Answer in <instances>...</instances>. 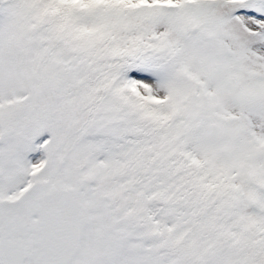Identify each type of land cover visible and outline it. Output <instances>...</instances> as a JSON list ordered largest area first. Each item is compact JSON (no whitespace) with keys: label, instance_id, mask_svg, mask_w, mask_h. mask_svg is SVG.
<instances>
[{"label":"snow or ice","instance_id":"1","mask_svg":"<svg viewBox=\"0 0 264 264\" xmlns=\"http://www.w3.org/2000/svg\"><path fill=\"white\" fill-rule=\"evenodd\" d=\"M0 264H264V0H0Z\"/></svg>","mask_w":264,"mask_h":264}]
</instances>
